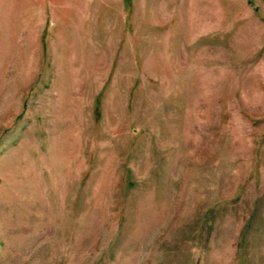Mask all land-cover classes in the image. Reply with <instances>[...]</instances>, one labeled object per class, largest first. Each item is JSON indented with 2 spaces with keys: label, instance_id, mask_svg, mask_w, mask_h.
I'll use <instances>...</instances> for the list:
<instances>
[{
  "label": "rangeland",
  "instance_id": "374dc122",
  "mask_svg": "<svg viewBox=\"0 0 264 264\" xmlns=\"http://www.w3.org/2000/svg\"><path fill=\"white\" fill-rule=\"evenodd\" d=\"M0 264H264V0H0Z\"/></svg>",
  "mask_w": 264,
  "mask_h": 264
}]
</instances>
